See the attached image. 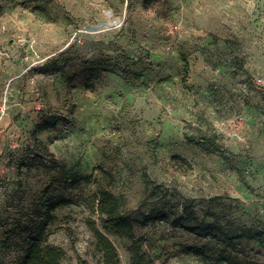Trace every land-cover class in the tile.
<instances>
[{
  "label": "rangeland",
  "instance_id": "374dc122",
  "mask_svg": "<svg viewBox=\"0 0 264 264\" xmlns=\"http://www.w3.org/2000/svg\"><path fill=\"white\" fill-rule=\"evenodd\" d=\"M100 190L148 264H264V0H0V264H104Z\"/></svg>",
  "mask_w": 264,
  "mask_h": 264
},
{
  "label": "trees",
  "instance_id": "16d2710c",
  "mask_svg": "<svg viewBox=\"0 0 264 264\" xmlns=\"http://www.w3.org/2000/svg\"><path fill=\"white\" fill-rule=\"evenodd\" d=\"M200 145L208 144L211 152L222 157L225 149L219 145L216 135L209 138H201L198 142ZM96 211L102 217V231L92 228L96 238V248L102 255L104 264H117V254L112 242L107 234L126 238L129 241L128 252L130 254V264H148L142 251V241L136 238L132 232V226L123 217L122 200L119 196L107 191L100 190L96 197ZM166 217H164L165 219ZM175 225L180 222L173 220ZM186 254H191L201 258H207L205 248L188 246L184 249ZM65 252L58 246H43L38 239H33L27 245L25 253L19 264H61ZM217 262H227L229 264H240L225 251L219 252Z\"/></svg>",
  "mask_w": 264,
  "mask_h": 264
}]
</instances>
